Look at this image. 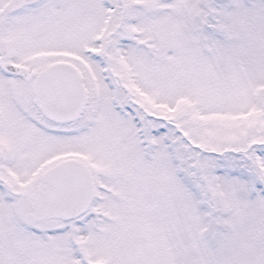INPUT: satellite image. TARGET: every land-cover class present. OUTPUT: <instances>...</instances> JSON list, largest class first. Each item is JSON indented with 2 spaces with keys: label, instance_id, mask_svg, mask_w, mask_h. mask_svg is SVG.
Wrapping results in <instances>:
<instances>
[{
  "label": "snow or ice",
  "instance_id": "1",
  "mask_svg": "<svg viewBox=\"0 0 264 264\" xmlns=\"http://www.w3.org/2000/svg\"><path fill=\"white\" fill-rule=\"evenodd\" d=\"M0 264H264V0H0Z\"/></svg>",
  "mask_w": 264,
  "mask_h": 264
}]
</instances>
